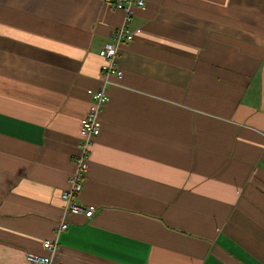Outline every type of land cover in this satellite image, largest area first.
<instances>
[{"label": "crops", "instance_id": "crops-1", "mask_svg": "<svg viewBox=\"0 0 264 264\" xmlns=\"http://www.w3.org/2000/svg\"><path fill=\"white\" fill-rule=\"evenodd\" d=\"M64 214L87 89L123 12L0 0V264H264V0H143Z\"/></svg>", "mask_w": 264, "mask_h": 264}, {"label": "built area", "instance_id": "built-area-1", "mask_svg": "<svg viewBox=\"0 0 264 264\" xmlns=\"http://www.w3.org/2000/svg\"><path fill=\"white\" fill-rule=\"evenodd\" d=\"M112 9H119L123 12L121 23L109 36V39L99 50V55L103 59L100 68V77L103 86L99 89H87L86 94L89 99L88 109L80 119L79 141L77 144L78 153L73 158L74 172L69 177V187L62 189L59 193L64 214H81L90 218L95 213L93 207L83 204L79 200V195L83 189L85 174L88 170L90 148L93 140L98 136L101 129L99 120L100 114L107 102L109 95L105 84L111 76L122 77V71L117 64L119 57V47L129 43L133 39V33L129 28V23L134 9H144L143 0H110ZM68 223L62 218L59 219L54 227L56 238L43 239L41 245L46 251L45 255L27 253L26 261L28 264H63L59 259V243L57 240L61 232L67 230Z\"/></svg>", "mask_w": 264, "mask_h": 264}]
</instances>
